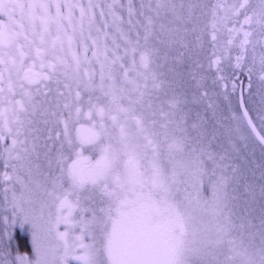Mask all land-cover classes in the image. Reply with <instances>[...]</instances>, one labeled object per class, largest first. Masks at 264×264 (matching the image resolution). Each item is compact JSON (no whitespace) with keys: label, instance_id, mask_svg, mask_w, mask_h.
Here are the masks:
<instances>
[{"label":"snow or ice","instance_id":"1","mask_svg":"<svg viewBox=\"0 0 264 264\" xmlns=\"http://www.w3.org/2000/svg\"><path fill=\"white\" fill-rule=\"evenodd\" d=\"M0 264H264V0H0Z\"/></svg>","mask_w":264,"mask_h":264}]
</instances>
